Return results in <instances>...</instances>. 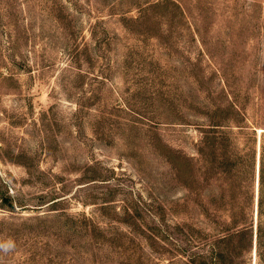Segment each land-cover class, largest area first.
Returning <instances> with one entry per match:
<instances>
[{
  "label": "rangeland",
  "instance_id": "rangeland-1",
  "mask_svg": "<svg viewBox=\"0 0 264 264\" xmlns=\"http://www.w3.org/2000/svg\"><path fill=\"white\" fill-rule=\"evenodd\" d=\"M262 131L264 0H0V264L36 216L46 264H213L215 157Z\"/></svg>",
  "mask_w": 264,
  "mask_h": 264
},
{
  "label": "trees",
  "instance_id": "trees-1",
  "mask_svg": "<svg viewBox=\"0 0 264 264\" xmlns=\"http://www.w3.org/2000/svg\"><path fill=\"white\" fill-rule=\"evenodd\" d=\"M214 139L216 148H222L229 152L228 147L232 148L233 146L232 139L226 135L223 137L216 135ZM257 142L258 138L254 137L253 145L248 151H245L246 155L232 152L228 155L215 157L217 169L213 173V177L222 181V187L221 192L215 196L217 201L213 205V264H245L247 262L253 251L255 218L257 222V264H264V132L261 137L259 157ZM2 200L11 212H15L17 207H23L15 205L10 197L2 198ZM58 204L59 201L54 202L51 206L56 207ZM56 210L51 209L49 212ZM48 217L36 216L22 221L34 226L33 238L27 239L25 234H22V238H20L23 248L20 259L23 260V264L36 261L45 264L47 261L48 263L54 262L51 258L46 257L45 251L47 250L43 251L46 247L35 249V244L38 246L42 239H50V236L44 237L45 228H49ZM56 217L60 220L63 215ZM68 222L71 224L70 229L73 230L69 236L75 239L72 241L74 243H90L94 237L89 233V230L101 231L99 225L87 215L71 216L68 218ZM183 225H185L184 222L176 226L177 228L182 227L181 232L187 243L197 242L198 237L192 232V229L183 231ZM25 231H29L26 225ZM166 231H169L168 228ZM51 242L55 249H59L56 236ZM46 243L51 244L49 241ZM53 257L59 263L58 259L61 255L55 254Z\"/></svg>",
  "mask_w": 264,
  "mask_h": 264
},
{
  "label": "water",
  "instance_id": "water-1",
  "mask_svg": "<svg viewBox=\"0 0 264 264\" xmlns=\"http://www.w3.org/2000/svg\"><path fill=\"white\" fill-rule=\"evenodd\" d=\"M262 132H264V131H262Z\"/></svg>",
  "mask_w": 264,
  "mask_h": 264
},
{
  "label": "bare ground",
  "instance_id": "bare-ground-1",
  "mask_svg": "<svg viewBox=\"0 0 264 264\" xmlns=\"http://www.w3.org/2000/svg\"><path fill=\"white\" fill-rule=\"evenodd\" d=\"M261 131V130H260Z\"/></svg>",
  "mask_w": 264,
  "mask_h": 264
}]
</instances>
